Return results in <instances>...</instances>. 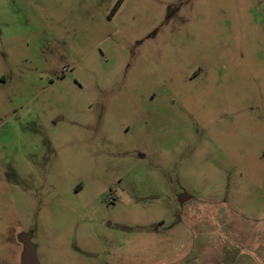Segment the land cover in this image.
I'll return each mask as SVG.
<instances>
[{"label": "rangeland", "instance_id": "obj_1", "mask_svg": "<svg viewBox=\"0 0 264 264\" xmlns=\"http://www.w3.org/2000/svg\"><path fill=\"white\" fill-rule=\"evenodd\" d=\"M264 264V0H0V264Z\"/></svg>", "mask_w": 264, "mask_h": 264}, {"label": "water", "instance_id": "obj_2", "mask_svg": "<svg viewBox=\"0 0 264 264\" xmlns=\"http://www.w3.org/2000/svg\"><path fill=\"white\" fill-rule=\"evenodd\" d=\"M20 264H37L33 247L29 243L28 239L23 241V251L20 257Z\"/></svg>", "mask_w": 264, "mask_h": 264}]
</instances>
